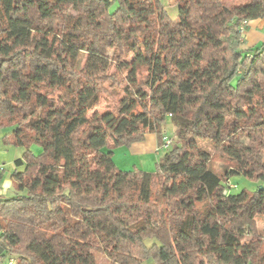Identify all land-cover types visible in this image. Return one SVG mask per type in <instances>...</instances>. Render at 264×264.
<instances>
[{"label": "trees", "instance_id": "1", "mask_svg": "<svg viewBox=\"0 0 264 264\" xmlns=\"http://www.w3.org/2000/svg\"><path fill=\"white\" fill-rule=\"evenodd\" d=\"M175 4L178 22L162 0H0V142L24 150L2 264H264V43L243 55L239 29L264 0ZM107 87L123 96L100 114ZM167 119L153 172L116 168L113 149L162 144Z\"/></svg>", "mask_w": 264, "mask_h": 264}, {"label": "rangeland", "instance_id": "2", "mask_svg": "<svg viewBox=\"0 0 264 264\" xmlns=\"http://www.w3.org/2000/svg\"><path fill=\"white\" fill-rule=\"evenodd\" d=\"M176 0H162V4L165 5V8L167 9V13L169 15L170 18H172L175 22H178V18H177V8H176V4H175ZM116 9L115 4H112L109 12L112 13L114 10ZM246 31V30H245ZM261 33H264V28H262ZM259 31V32H260ZM245 34V33H244ZM244 34L242 35V39L245 40V44L243 42L242 46H241V50L243 55L249 53L250 50H253L255 47L249 48L247 50V43L249 41H251L250 38H246V36H244ZM263 43V42H262ZM262 43H260V45H258L259 47L262 45ZM244 72V69L239 68V74H242ZM146 93V91H143V94ZM123 96V91L122 88H111V87H107V90L105 92L102 93L101 97H100V105L98 107V113L103 114L106 112H113L116 107L117 104L119 103L120 98ZM164 129H165V133H166V138H168L169 140H172V142L175 141L174 139V132L176 130V126H174V124L172 123V121H170L169 119H167L165 121L164 124ZM0 136H2V134H0ZM158 141V140H157ZM159 142L158 141V146H159ZM157 146V148H158ZM199 147L207 152L210 156H212V160H211V168L213 171H215L217 174L221 175L224 168L227 166V161L221 157H219L218 155L215 154L214 151V146H212L211 144L207 143V142H199ZM9 151H12L14 149L13 146H10L7 148ZM22 151V149L20 150ZM162 151H159V158L162 156ZM129 153L130 155L133 156L132 154V150L131 149H127V148H123V147H118L116 149L112 150V156H113V162L115 164V166L117 167V169H120L121 171L124 172H133V170H139L142 172H149L148 170H154L152 166V161H147V159L145 160L146 162L143 163L144 160H141V158L139 156H133L134 158L132 159L133 161L131 162L128 158H125L122 153ZM232 182L237 184V192L241 191L242 189H246L249 191H254V184L249 182L248 180H246L243 177H235L232 179ZM255 226H256V230H259L262 233V239L264 240V217L263 216H256L255 219ZM153 243L152 240H147L145 242L146 246H150ZM17 259V258H16ZM16 259L14 260L16 262ZM152 263V259L150 260H146L144 261V263L142 264H151ZM96 264H108V261L106 260V258L104 256H102L101 254H97L96 255Z\"/></svg>", "mask_w": 264, "mask_h": 264}, {"label": "crops", "instance_id": "3", "mask_svg": "<svg viewBox=\"0 0 264 264\" xmlns=\"http://www.w3.org/2000/svg\"><path fill=\"white\" fill-rule=\"evenodd\" d=\"M262 28H264V18H261L259 20L248 21L247 25L245 26L246 31L244 36H246V38H250L251 41L247 43V50L255 46H257L255 48H258L259 47L258 45H260V43L262 42L264 43V33H261L260 31ZM243 42L244 44L246 43L245 40H243ZM157 146H158V141L156 140L155 136L151 134H147L143 142L133 144L129 148L127 147H123V148L131 149L133 151L132 152L133 156H135V158L136 156H139L141 160H144L143 163H145L146 162L145 160L148 158L147 161H152L151 167H153L157 163L160 153L159 151H157ZM7 148H8L7 146H4L0 142V171H2L4 174L3 181L0 185L1 196H4L11 191L12 187L10 182V176L12 174V171L15 170L14 162L17 159H20L24 153L23 149L22 151H20L21 148L14 147L12 151H9ZM33 150L36 153H38V149L33 148ZM122 155L125 158H128L131 162L133 161L132 159L134 157L129 153L127 152L122 153ZM148 171L153 172L154 170L151 171L148 170ZM151 264H154V262H152Z\"/></svg>", "mask_w": 264, "mask_h": 264}, {"label": "built area", "instance_id": "4", "mask_svg": "<svg viewBox=\"0 0 264 264\" xmlns=\"http://www.w3.org/2000/svg\"><path fill=\"white\" fill-rule=\"evenodd\" d=\"M247 25V22H243L239 29H240V34L243 35L245 33V26ZM163 142L162 144H159L157 151H161V150H167L171 145H172V140H169L168 138H163L162 139ZM225 190H224V194H228V192H230L231 190H234L236 187L235 185L231 182L228 181L225 185ZM0 264H2V260L0 259ZM8 264H12L11 261L8 262Z\"/></svg>", "mask_w": 264, "mask_h": 264}, {"label": "water", "instance_id": "5", "mask_svg": "<svg viewBox=\"0 0 264 264\" xmlns=\"http://www.w3.org/2000/svg\"><path fill=\"white\" fill-rule=\"evenodd\" d=\"M258 189L260 190L261 189V186Z\"/></svg>", "mask_w": 264, "mask_h": 264}]
</instances>
